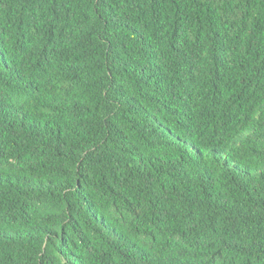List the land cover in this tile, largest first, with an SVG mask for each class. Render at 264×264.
Instances as JSON below:
<instances>
[{"label":"trees","instance_id":"obj_1","mask_svg":"<svg viewBox=\"0 0 264 264\" xmlns=\"http://www.w3.org/2000/svg\"><path fill=\"white\" fill-rule=\"evenodd\" d=\"M0 264H264V0H0Z\"/></svg>","mask_w":264,"mask_h":264}]
</instances>
